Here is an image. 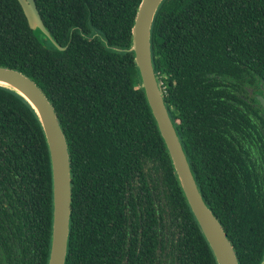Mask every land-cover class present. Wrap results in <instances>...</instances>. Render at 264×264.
<instances>
[{
  "label": "trees",
  "instance_id": "trees-1",
  "mask_svg": "<svg viewBox=\"0 0 264 264\" xmlns=\"http://www.w3.org/2000/svg\"><path fill=\"white\" fill-rule=\"evenodd\" d=\"M36 2L67 50L44 46L18 0H0V66L43 89L66 133L74 174L67 264H217L179 185L134 54L114 50L131 47L142 0ZM152 43L205 200L241 264H261L264 119L232 98L245 86L263 87L264 0H165ZM244 138L260 140L261 158L247 154ZM52 221L42 126L21 96L0 87V264H48Z\"/></svg>",
  "mask_w": 264,
  "mask_h": 264
},
{
  "label": "water",
  "instance_id": "water-1",
  "mask_svg": "<svg viewBox=\"0 0 264 264\" xmlns=\"http://www.w3.org/2000/svg\"><path fill=\"white\" fill-rule=\"evenodd\" d=\"M165 0H142L132 30L128 49L115 48L119 53H133L141 88L172 161L183 195L214 253L217 264H241L237 249L198 185L188 153L165 98L159 74L156 72L152 33L157 14ZM30 28L47 48L64 52L45 25L36 0H18ZM108 46V41L96 35ZM0 87L21 96L34 110L48 144L53 179V221L48 264H67L73 221V170L69 142L56 108L43 89L25 73L0 66ZM264 87V81H263ZM259 100L264 109V96ZM261 264H264V256Z\"/></svg>",
  "mask_w": 264,
  "mask_h": 264
},
{
  "label": "flooded vegetation",
  "instance_id": "flooded-vegetation-1",
  "mask_svg": "<svg viewBox=\"0 0 264 264\" xmlns=\"http://www.w3.org/2000/svg\"><path fill=\"white\" fill-rule=\"evenodd\" d=\"M229 85L231 84L229 83ZM245 88L246 91H244L243 93H241L240 91H234L236 97L232 98L234 100V104H237L239 108L241 107L242 109H244L246 111L245 114H247V112L249 111V105L254 106L259 110V115L260 117H262L259 119V121H261V119H264V109L261 105L259 97L264 96V87H262L261 85H255L249 88L248 85L247 87L245 86ZM242 144L245 145L247 154L249 155L250 152V156L252 158L259 159L262 157L263 149L261 148L262 144L259 139L252 138L249 142V138H244ZM249 144L252 146L250 150Z\"/></svg>",
  "mask_w": 264,
  "mask_h": 264
}]
</instances>
